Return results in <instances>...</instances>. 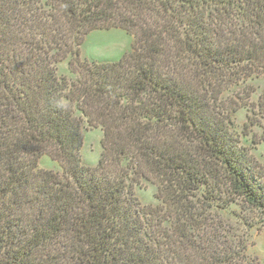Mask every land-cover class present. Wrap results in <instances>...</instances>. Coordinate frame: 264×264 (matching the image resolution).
Instances as JSON below:
<instances>
[{"label": "trees", "instance_id": "obj_1", "mask_svg": "<svg viewBox=\"0 0 264 264\" xmlns=\"http://www.w3.org/2000/svg\"><path fill=\"white\" fill-rule=\"evenodd\" d=\"M263 228L264 0H0V264H262Z\"/></svg>", "mask_w": 264, "mask_h": 264}, {"label": "rangeland", "instance_id": "obj_2", "mask_svg": "<svg viewBox=\"0 0 264 264\" xmlns=\"http://www.w3.org/2000/svg\"><path fill=\"white\" fill-rule=\"evenodd\" d=\"M133 47V37L125 30H97L90 33L82 47V56L91 62H107L116 61L124 54L130 53ZM69 65L64 62L60 65V75H68ZM238 122H245V114L238 116ZM83 145L81 155L85 165L96 167L102 155V139L103 132L101 129H89L86 122L82 125ZM41 168L61 171L59 164L53 162L48 156H44L41 160ZM155 187L148 186L147 188L138 191L137 195L144 204H154ZM253 245L248 254L251 257H256L264 264V228L253 234Z\"/></svg>", "mask_w": 264, "mask_h": 264}]
</instances>
